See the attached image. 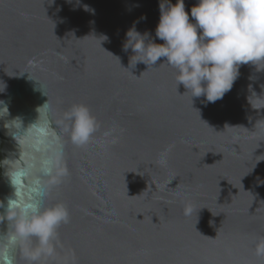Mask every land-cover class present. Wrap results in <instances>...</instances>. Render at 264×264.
I'll return each mask as SVG.
<instances>
[{
	"label": "water",
	"instance_id": "95a60500",
	"mask_svg": "<svg viewBox=\"0 0 264 264\" xmlns=\"http://www.w3.org/2000/svg\"><path fill=\"white\" fill-rule=\"evenodd\" d=\"M160 3L0 0V264L10 199L69 213L53 255L32 261V238L11 264H264V64L192 101L165 58L147 69L123 51L134 24L164 43ZM79 104L97 122L82 146L67 118Z\"/></svg>",
	"mask_w": 264,
	"mask_h": 264
},
{
	"label": "clouds",
	"instance_id": "9594fccd",
	"mask_svg": "<svg viewBox=\"0 0 264 264\" xmlns=\"http://www.w3.org/2000/svg\"><path fill=\"white\" fill-rule=\"evenodd\" d=\"M67 2L71 4L73 0ZM76 4L79 6L80 0ZM83 8L94 13L88 5ZM159 10L155 38L164 43L157 44L150 33L141 34L134 24L126 33L123 51L131 50L134 54L131 58H137L136 65L143 63L147 69L162 64L176 69L177 84L183 85L192 101L202 96L211 103L222 99L233 88L242 65L258 69L264 64V0H198L191 8L195 23L190 22L185 0H177L175 4L161 0ZM161 58H165L164 63L157 66ZM41 108H49L48 102ZM4 110L8 112L7 104L0 100V111ZM67 118L71 121L68 131L72 143L87 144L97 131L90 109L82 104L73 105ZM166 157L167 151L161 154L160 163H165ZM15 177V173L9 177L13 186ZM191 212V208L186 209V213ZM3 216L12 225L6 237L4 264H11L9 246L32 238L38 241L37 248L30 253L32 261L53 255L57 229L69 220L63 205L41 209L37 204L21 206L16 199L8 201ZM255 253L264 256V238L257 243Z\"/></svg>",
	"mask_w": 264,
	"mask_h": 264
}]
</instances>
